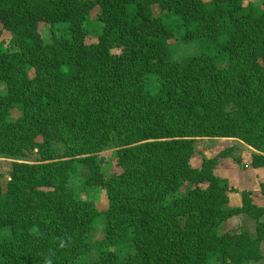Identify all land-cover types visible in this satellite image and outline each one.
<instances>
[{
    "label": "trees",
    "instance_id": "obj_1",
    "mask_svg": "<svg viewBox=\"0 0 264 264\" xmlns=\"http://www.w3.org/2000/svg\"><path fill=\"white\" fill-rule=\"evenodd\" d=\"M95 8L104 29L87 44L84 23ZM164 13L180 20L184 42L216 51L173 60ZM0 30L17 48L0 42V150L10 140L27 158L12 163L6 186L0 177V264H68L93 249L99 212L66 189L77 166L88 168V186L107 191L106 242L131 248L125 260L105 253L90 264L263 259L264 206L243 191L241 207L227 209L217 158L199 169L190 161L198 138H229L251 147L253 168L264 167V10L245 0H0ZM148 75L159 78L155 94ZM13 109L22 116L8 122ZM109 142L119 145L123 170L106 180L91 154ZM236 150L218 157L242 164ZM241 214L256 223L255 237L246 226L219 234Z\"/></svg>",
    "mask_w": 264,
    "mask_h": 264
},
{
    "label": "rangeland",
    "instance_id": "obj_2",
    "mask_svg": "<svg viewBox=\"0 0 264 264\" xmlns=\"http://www.w3.org/2000/svg\"><path fill=\"white\" fill-rule=\"evenodd\" d=\"M255 3L260 10H264L263 0H245ZM99 8H95L90 11L86 17L84 23V29L86 30L85 41L87 44L96 43L99 40L103 32V24L99 21ZM156 14H160L159 10H156ZM165 20L172 25L174 29L173 37L168 41L167 48L171 54V57L175 61H182L189 57L199 56L204 53H214L216 51L215 45H209L204 40H194L190 42H184L182 39L183 28L181 26L180 20L175 17L172 13L163 14ZM64 25H54L53 28H63ZM51 28L47 24H40L39 32L42 34L43 39L46 42L51 40ZM224 39H220V42H223ZM0 42L3 44L4 49L8 51L17 50L14 38L11 32L6 30H0ZM114 53H118V49L113 50ZM219 66L225 68L227 66L226 61H221ZM147 86L150 89L152 94H155L159 89V78L154 75H148ZM7 93V85L5 82L0 81V95ZM22 116L20 109H13L10 111L7 121L15 122ZM42 141V139H38ZM241 141V142H240ZM240 139H229V138H198L195 142L194 155L190 161V164L193 168H201L202 162L204 159H214L217 158V166L214 169V174L222 179V184L228 187L230 190L228 193L229 203L225 207L227 209L239 208L241 207V192L249 191L241 188V184L245 182V177L241 173L245 170H248V167L251 166V161L249 157H246L251 147L242 143ZM54 146L58 154L64 153L65 143L60 141H54ZM238 145H241L243 149H240ZM233 147L237 148V152L234 159L242 158L243 163L238 164L232 158L218 157L219 154L226 148ZM95 153H92V156H95L98 160L100 171L103 177L106 180L119 178L122 173V166L119 162L118 151L120 150L119 145L114 142H109L108 144H101L100 146L95 147ZM252 151V150H251ZM262 151L264 149L262 148ZM79 157H84L81 155ZM27 158L25 153L18 145H14L8 140L6 143L3 142L0 150V177L1 181L6 186L11 171L12 163L15 161L26 162ZM264 168V167H263ZM90 175V172L85 166H77L76 170L71 175L70 179L66 183V189L70 192L74 199L80 202H88L94 205L98 210L99 214L94 221L93 233L90 235L89 239L93 244V249L69 262L68 264H90L99 260L105 253H114L120 259L125 260L128 258L130 253L129 243L127 244H110L106 242L105 227H106V215L105 212L108 210V197L107 191L102 186H88L86 181ZM243 175V177L241 176ZM262 184V183H261ZM261 185L256 191H249L253 193L254 198L257 197V194H260ZM254 188V187H253ZM258 188V187H257ZM42 190H51V189H42ZM185 192V188L182 189V193ZM257 203L263 204L264 201L262 198L257 200ZM257 205V204H256ZM246 226L251 235L255 237L256 232V223L254 220L248 216L241 214L230 218L219 228V234H224L227 232H232L236 229ZM262 254L263 259L258 262H247L245 264H264V244H262ZM205 264H223L221 260L217 257L210 258Z\"/></svg>",
    "mask_w": 264,
    "mask_h": 264
},
{
    "label": "crops",
    "instance_id": "obj_3",
    "mask_svg": "<svg viewBox=\"0 0 264 264\" xmlns=\"http://www.w3.org/2000/svg\"><path fill=\"white\" fill-rule=\"evenodd\" d=\"M224 160H228L229 162V159ZM241 173L245 177V182L241 184V188H243L244 190L256 191L257 189H259V185H261V183H264V168H253L252 166H249L248 170H245ZM243 175L241 176L243 177ZM256 196L257 197L254 198V203L258 206H264V203H257V200H260V198H262L264 201V194H262L260 191V194H257Z\"/></svg>",
    "mask_w": 264,
    "mask_h": 264
}]
</instances>
